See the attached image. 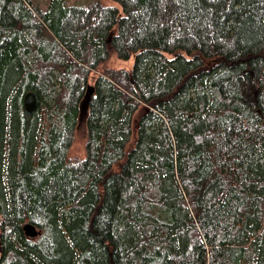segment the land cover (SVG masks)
<instances>
[{
  "label": "trees",
  "instance_id": "trees-1",
  "mask_svg": "<svg viewBox=\"0 0 264 264\" xmlns=\"http://www.w3.org/2000/svg\"><path fill=\"white\" fill-rule=\"evenodd\" d=\"M115 1L0 0V264H264V0Z\"/></svg>",
  "mask_w": 264,
  "mask_h": 264
},
{
  "label": "rangeland",
  "instance_id": "rangeland-1",
  "mask_svg": "<svg viewBox=\"0 0 264 264\" xmlns=\"http://www.w3.org/2000/svg\"><path fill=\"white\" fill-rule=\"evenodd\" d=\"M32 3L34 4H39L43 9L47 8L50 0H31ZM91 1H96V0H67L66 4L69 6L72 5H85L88 4ZM99 2H101L102 4L108 5V6H119L118 2H116L115 0H97ZM133 63H134V58L130 59V60H115L114 64L117 67H123L126 68L128 70H130L133 67ZM144 108H140L138 110V112L136 113V115L134 116L133 119V125L135 127L138 119L142 116V114L144 113ZM83 126V124H82ZM70 156L71 157H79L81 159H85L87 156V135L85 133V130L82 128L80 131H77L73 145L71 147L70 150ZM114 171L118 172L120 171V164L118 163L115 168Z\"/></svg>",
  "mask_w": 264,
  "mask_h": 264
},
{
  "label": "water",
  "instance_id": "water-1",
  "mask_svg": "<svg viewBox=\"0 0 264 264\" xmlns=\"http://www.w3.org/2000/svg\"><path fill=\"white\" fill-rule=\"evenodd\" d=\"M93 93H94V86L90 85L87 89L86 97H85V99L82 103V106H81L82 115H83V113H85V109L87 108L88 101L90 100ZM24 107L28 113H34L37 110L38 98H37L36 92L31 91L25 95ZM23 230H24L25 234L31 238H35V237H38L39 235H41V231L31 222H26L23 225Z\"/></svg>",
  "mask_w": 264,
  "mask_h": 264
}]
</instances>
